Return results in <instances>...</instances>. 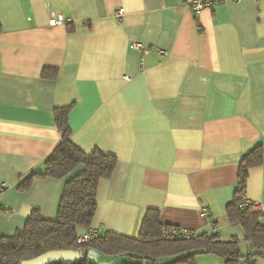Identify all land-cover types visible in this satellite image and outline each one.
Wrapping results in <instances>:
<instances>
[{
	"label": "crops",
	"instance_id": "crops-1",
	"mask_svg": "<svg viewBox=\"0 0 264 264\" xmlns=\"http://www.w3.org/2000/svg\"><path fill=\"white\" fill-rule=\"evenodd\" d=\"M186 1L0 0V236L23 229L34 210L56 218L66 183L84 171L24 186L61 142L56 111L66 107L79 148L117 157L79 235L137 236L157 210L164 225L238 239L237 264H264V254L246 257L247 231L227 216L241 163L261 146L246 196L264 225V0L199 14ZM60 16L69 21L51 22ZM196 264L227 262L201 253Z\"/></svg>",
	"mask_w": 264,
	"mask_h": 264
},
{
	"label": "trees",
	"instance_id": "trees-1",
	"mask_svg": "<svg viewBox=\"0 0 264 264\" xmlns=\"http://www.w3.org/2000/svg\"><path fill=\"white\" fill-rule=\"evenodd\" d=\"M56 121L62 140L47 159L44 171L31 175L24 186L35 177L62 178L81 164L84 171L66 183L56 218L46 219L39 210H34L23 229L13 236H0V264H22L23 260L52 250H71L79 256L70 263L59 261L51 264H100L91 258L96 253L124 258L121 264H196V256L201 253L217 254L224 257L227 264H237L244 257L236 238L222 241L217 234L206 233L192 238L164 237V230L173 226L161 223L157 210L147 212L137 236L107 231L91 240L79 242L78 226L92 224L99 183L111 177L117 157L100 150L88 153L79 148L71 138L68 108L57 109ZM262 160L261 146L244 157L235 198L227 206L228 219L232 223H240L247 231L252 251L246 257L253 260L264 254V225L260 223L262 212L252 206L241 207L240 197L246 194L249 169L261 164Z\"/></svg>",
	"mask_w": 264,
	"mask_h": 264
},
{
	"label": "built area",
	"instance_id": "built-area-1",
	"mask_svg": "<svg viewBox=\"0 0 264 264\" xmlns=\"http://www.w3.org/2000/svg\"><path fill=\"white\" fill-rule=\"evenodd\" d=\"M228 1H234V2H240L241 0H187L186 6L194 13L199 14L206 8H211L215 6L216 4L228 2ZM123 13V9L118 11V14L121 15ZM69 19L65 17H57L54 18L51 22L53 24H61L68 22ZM133 48L139 50L142 54H147L149 52L148 48L141 42H133L131 45ZM6 184L1 183L0 184V192H3L5 190ZM240 200V206L243 208H247L249 206H252L253 208H257L259 206V202L249 199L246 194L241 195ZM203 215L208 213V209L206 207H203L202 212ZM195 232L192 231L189 228L185 227H177L173 226L171 229H166L163 232L164 237H170V238H192L195 236ZM99 235V231L92 230L91 232L87 234H81L78 237L79 242H85L87 240H91Z\"/></svg>",
	"mask_w": 264,
	"mask_h": 264
},
{
	"label": "water",
	"instance_id": "water-1",
	"mask_svg": "<svg viewBox=\"0 0 264 264\" xmlns=\"http://www.w3.org/2000/svg\"><path fill=\"white\" fill-rule=\"evenodd\" d=\"M78 256L79 253L71 250H52L45 252L38 257L23 260L22 264H51L59 261L70 263L77 259Z\"/></svg>",
	"mask_w": 264,
	"mask_h": 264
},
{
	"label": "rangeland",
	"instance_id": "rangeland-1",
	"mask_svg": "<svg viewBox=\"0 0 264 264\" xmlns=\"http://www.w3.org/2000/svg\"><path fill=\"white\" fill-rule=\"evenodd\" d=\"M97 256H102L101 258H105V259H107V260H102V264H120V260L121 259H118V258H114V257H109V256H106V255H102L101 253H96V259H95V261H98V258H97ZM93 259V260H94Z\"/></svg>",
	"mask_w": 264,
	"mask_h": 264
}]
</instances>
